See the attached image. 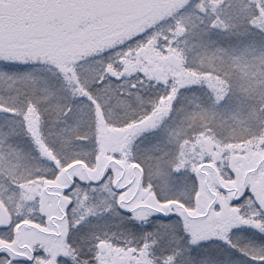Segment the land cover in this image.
I'll list each match as a JSON object with an SVG mask.
<instances>
[{
    "label": "snow or ice",
    "instance_id": "6c2138e0",
    "mask_svg": "<svg viewBox=\"0 0 264 264\" xmlns=\"http://www.w3.org/2000/svg\"><path fill=\"white\" fill-rule=\"evenodd\" d=\"M0 264H264V0H0Z\"/></svg>",
    "mask_w": 264,
    "mask_h": 264
}]
</instances>
